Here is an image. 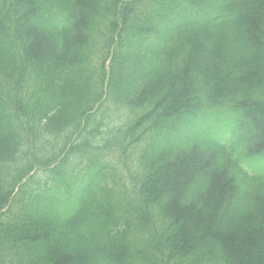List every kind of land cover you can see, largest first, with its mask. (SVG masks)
<instances>
[{
	"label": "trees",
	"instance_id": "trees-1",
	"mask_svg": "<svg viewBox=\"0 0 264 264\" xmlns=\"http://www.w3.org/2000/svg\"><path fill=\"white\" fill-rule=\"evenodd\" d=\"M157 1L0 0V264L128 263L129 250L121 253L114 230L103 223L112 216L93 209L86 219L85 203L74 201L73 185L58 169L50 185L40 173L22 184L34 167L57 158L48 157L52 141L67 140L89 112L92 125L104 117L105 103L93 111L105 92L106 102L126 110L148 108L141 121L152 140L142 155L148 171L142 183L176 228L174 252L181 257L209 250L208 259L222 255L223 264H264V176L238 178L254 166L249 157H264V0H169L171 8L191 13L192 27L181 30L175 43L179 51L195 37L204 52L182 65L145 45L159 23L155 12L141 15L135 7ZM202 22L230 31L220 71L204 28L196 27ZM100 25L109 37L117 35L123 49L97 57ZM129 50L144 55L129 60ZM200 76L203 92L197 95ZM218 100L241 108L243 121L231 143L245 156L247 172L232 167L234 152L212 143L185 148L169 142L180 117ZM246 190L255 191L252 198L239 194ZM250 208L260 213L255 224L230 221Z\"/></svg>",
	"mask_w": 264,
	"mask_h": 264
}]
</instances>
